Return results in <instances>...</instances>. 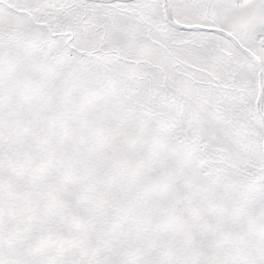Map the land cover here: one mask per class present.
Masks as SVG:
<instances>
[{
  "label": "snow or ice",
  "instance_id": "6c2138e0",
  "mask_svg": "<svg viewBox=\"0 0 264 264\" xmlns=\"http://www.w3.org/2000/svg\"><path fill=\"white\" fill-rule=\"evenodd\" d=\"M0 264H264V0H0Z\"/></svg>",
  "mask_w": 264,
  "mask_h": 264
}]
</instances>
